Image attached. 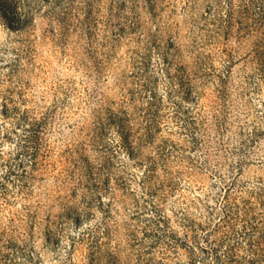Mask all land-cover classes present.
Wrapping results in <instances>:
<instances>
[{"label": "rangeland", "instance_id": "1", "mask_svg": "<svg viewBox=\"0 0 264 264\" xmlns=\"http://www.w3.org/2000/svg\"><path fill=\"white\" fill-rule=\"evenodd\" d=\"M0 264H264V0H0Z\"/></svg>", "mask_w": 264, "mask_h": 264}]
</instances>
